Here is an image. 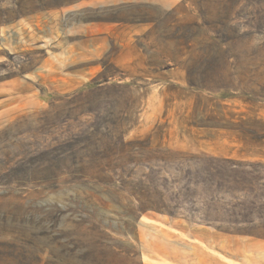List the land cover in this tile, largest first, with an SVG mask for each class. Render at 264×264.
<instances>
[{
  "label": "rangeland",
  "instance_id": "374dc122",
  "mask_svg": "<svg viewBox=\"0 0 264 264\" xmlns=\"http://www.w3.org/2000/svg\"><path fill=\"white\" fill-rule=\"evenodd\" d=\"M72 1L0 0V24ZM236 1L150 0L89 10L86 18L107 25L115 19L123 30L103 55L59 73H95L82 93L33 102L10 97L9 112H0V162L47 160L34 174L67 177L0 189L14 201L0 206L11 212L4 221L0 215V264L184 260L189 246L149 216L211 223L234 234L217 242L223 256L264 264V0ZM45 31L27 24L17 32L25 49L0 48V80H33L50 53ZM216 34L232 38L233 59L213 46ZM58 51L53 45V55ZM35 82L44 91L45 83ZM81 173L119 183L68 177Z\"/></svg>",
  "mask_w": 264,
  "mask_h": 264
},
{
  "label": "crops",
  "instance_id": "0c3cea01",
  "mask_svg": "<svg viewBox=\"0 0 264 264\" xmlns=\"http://www.w3.org/2000/svg\"><path fill=\"white\" fill-rule=\"evenodd\" d=\"M152 3L150 0H76L59 8H50L38 13H32L25 19H17L12 23L0 24V48L9 52L10 46L15 52L25 49V45L17 40L18 33L27 26H44L45 38L50 39V53L39 67L33 72V80L14 77L0 80V112H9L10 97L23 98L29 95L30 101H42L41 98L53 93L73 94L87 84L95 73L89 68L75 67L67 74L65 66H82L88 64L87 59L99 57L106 50L107 41L112 38L120 39L123 27L118 20H112L107 25L105 20L86 18L89 10H97L106 6H120L122 3ZM11 32L14 40H10ZM18 32V33H17ZM32 35V33H29ZM121 41V40H120ZM12 42V43H11ZM12 44V45H11ZM53 45L63 51L53 55ZM92 54H91V52ZM65 55V56H64ZM121 59V58H120ZM4 60V57H3ZM121 60L119 63L121 64ZM31 79V78H30ZM36 80H42L46 88L36 86ZM25 90L29 92L25 93ZM151 221L164 224L170 231H174L176 240L191 247L183 250L185 259H168L164 264H234L232 252L219 251L218 241L234 238L232 232L221 231L215 225L202 221L187 219H169L166 216H149ZM220 254L222 256H217ZM145 262V264H157Z\"/></svg>",
  "mask_w": 264,
  "mask_h": 264
},
{
  "label": "trees",
  "instance_id": "16d2710c",
  "mask_svg": "<svg viewBox=\"0 0 264 264\" xmlns=\"http://www.w3.org/2000/svg\"><path fill=\"white\" fill-rule=\"evenodd\" d=\"M233 3H236L238 4L239 2L236 1V0H231ZM73 2V1H72ZM72 2H63L62 4H60V6H64V5H67L69 3H72ZM236 6L234 5V7L232 8V11H235ZM48 9V8H47ZM211 40H212V44L213 46L216 48V50H219V51H222L224 53V55L226 56V60L228 59H233L235 56L231 55L229 52L230 50L227 49V44L228 42L232 41V40H229V39H232V38H227V40H222L221 36L216 34L215 36H211L210 37ZM224 48V49H223ZM209 69V68H207ZM203 81V82H202ZM200 81L199 85H201V87H203L204 89L207 88V89H211V85L204 82V80ZM210 81V80H209ZM189 82L192 84V85H197L195 84V82L192 83V80ZM86 89V88H85ZM87 89H90L89 86H87ZM82 92H75L73 94H71V96H74V95H78ZM223 162L225 163H231V159L229 158H224L222 159ZM4 165V168L5 170L0 173V189L1 188H4V187H13V188H17V189H25V188H28V186H37L38 184H44V183H47V182H59V180L61 178H65L67 177V175H64V174H56V173H53V174H34L33 170L34 171H37L41 168H46L48 166V161L47 160H42V161H39L38 163L37 162H26L25 163L22 161V160H8V161H5L3 163L0 162V165ZM10 169L8 172L7 170ZM74 180H93L95 182H102V183H105V184H112V185H117L116 183H119L118 180H113V177H109V176H93V175H88V174H85V173H81V174H78V175H74V176H68ZM112 179V180H111ZM57 182V183H58ZM8 196V191H3V190H0V206L4 203H7V204H12L14 201L12 198H7ZM23 199V198H22ZM23 201L20 200V205L22 204ZM10 211L8 213L6 212H3L1 213L0 212V215L2 220H6L7 218V215H10ZM13 218L15 219L16 218V215L13 214Z\"/></svg>",
  "mask_w": 264,
  "mask_h": 264
}]
</instances>
